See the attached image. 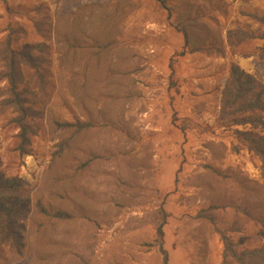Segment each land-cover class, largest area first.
Instances as JSON below:
<instances>
[{
	"label": "rangeland",
	"instance_id": "obj_1",
	"mask_svg": "<svg viewBox=\"0 0 264 264\" xmlns=\"http://www.w3.org/2000/svg\"><path fill=\"white\" fill-rule=\"evenodd\" d=\"M263 34L264 0H0V264H264Z\"/></svg>",
	"mask_w": 264,
	"mask_h": 264
},
{
	"label": "trees",
	"instance_id": "obj_2",
	"mask_svg": "<svg viewBox=\"0 0 264 264\" xmlns=\"http://www.w3.org/2000/svg\"><path fill=\"white\" fill-rule=\"evenodd\" d=\"M264 39V34L261 36ZM12 53L10 52V56ZM243 76V72L233 76L234 81H236V85L233 89V95L231 98L225 99L226 104H233L237 99L244 96V94L248 91L250 87H244V84L248 86V82H251L253 78L248 75L244 74V80L240 81V78ZM228 99L230 101H228ZM252 104L254 105L255 102L253 101ZM238 123V121H237ZM242 123V122H239ZM248 143L250 144V148H253L257 151L260 158L264 161V137L259 139H253L251 137L246 136ZM0 173V235L3 233V237L0 238V241L4 242L6 239H11L14 243L18 240L19 234V226L17 225V218L21 217L19 214L20 211V203L21 200L19 199L18 191H17V184L12 183L13 181L21 182L20 179L13 177L11 179L5 178L3 179V175ZM11 193H7L6 190H11ZM7 193V195L5 194Z\"/></svg>",
	"mask_w": 264,
	"mask_h": 264
}]
</instances>
